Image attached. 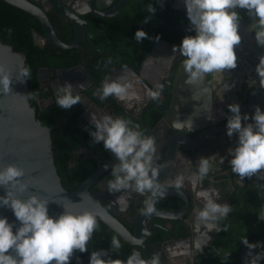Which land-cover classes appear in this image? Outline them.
I'll list each match as a JSON object with an SVG mask.
<instances>
[{
    "label": "flooded vegetation",
    "instance_id": "obj_1",
    "mask_svg": "<svg viewBox=\"0 0 264 264\" xmlns=\"http://www.w3.org/2000/svg\"><path fill=\"white\" fill-rule=\"evenodd\" d=\"M36 1L44 7L58 38L66 39L67 42L73 41L76 36L75 27L53 2ZM63 1L77 11L82 20L77 46L67 48L78 53L79 61L68 68H56L54 71L40 68L38 78L41 86L47 90L49 85L53 95H57L60 84L65 81L73 84L74 93L80 94L81 101L73 105L69 116L63 119L72 121L84 131L89 132V129L95 128L94 118L111 114L130 120L133 126L145 134L155 136V163L162 165L159 179L168 186L167 196L156 203V211L144 213L141 209L144 207L146 194L131 189L116 192L108 190L107 181L111 177V166L116 157L104 148L103 141H90L88 144L91 146L78 147L72 151L70 159L68 158V167L72 168L74 178L85 175L93 167L86 179L99 166L104 167L90 184V193L95 198H100L107 212L132 236L144 239V244L139 245L134 239L133 242H126L117 234L122 247L117 251L112 249L109 256L126 259L133 249L139 248L145 258L159 253L162 264H253L255 253H264V247L249 249L243 239L247 236L251 242L260 241L264 244V219L260 217L264 216V177L253 174L245 176L241 182L239 175L232 171V154L229 149L235 146L238 136L233 133L229 137L226 121L220 120L229 113L227 106L231 102H238L242 113H252L257 104L264 109V71H261L264 69V52L255 36L261 28L258 17L248 16L245 8L236 9L240 13L238 31L241 35V41L235 45L238 58L236 67L224 69L221 73L206 74L202 81L196 83H187V73L183 68L184 57L173 48V45H179L183 36L195 34L187 16L185 0H137L138 5L148 6L152 3L155 7V12L147 11L145 15V18L151 17L146 21L149 23L147 32L149 37L159 34V39L145 37L136 41L135 32L129 33L133 35V42L138 46L152 40L149 52L138 69L128 63L115 67L113 57L104 55L101 58L106 64L101 65L98 52L103 54L106 50H100L87 41L91 27L97 25L95 16H120L125 9L130 8L131 0L123 1L119 9L116 7L122 0ZM42 34L45 36V32ZM123 40L122 36L120 41ZM46 44L54 45L46 39L38 46L44 47ZM131 49L126 48L129 53H133L134 48ZM241 53L247 54L256 67L250 78L242 70L244 60ZM149 56L152 61L144 70L143 78L134 74L133 71H142ZM109 67L110 72L105 74ZM233 74L234 82L231 83L228 80ZM120 76L126 77L131 83V90L136 93L134 97L121 99L111 95L101 100L94 94L105 80ZM242 81L241 94L248 88L246 100L242 99L236 89ZM225 83L231 87L224 88ZM158 85L163 86L159 89L161 95L152 98L147 90H155ZM52 101V96L48 99L39 98L37 105L43 109ZM209 105L213 119L208 118L209 111L205 109ZM158 113L160 115L156 118ZM189 116L193 120L191 130H181L174 126V121L187 119ZM176 142H181L187 149ZM213 154H216V158L212 161L211 171L193 186L192 179L189 178L195 177L198 172L200 157ZM220 156L224 157L223 161ZM180 174L184 175L185 182L182 189L177 190L174 182ZM209 187L218 190L217 199L220 202H227L232 206L227 217L218 221L222 226L219 231L207 230L196 218V210L203 206V201L197 197L196 192ZM108 229L111 230L109 227ZM198 240L202 242V248L196 246ZM259 264H264V259H260Z\"/></svg>",
    "mask_w": 264,
    "mask_h": 264
},
{
    "label": "clouds",
    "instance_id": "obj_2",
    "mask_svg": "<svg viewBox=\"0 0 264 264\" xmlns=\"http://www.w3.org/2000/svg\"><path fill=\"white\" fill-rule=\"evenodd\" d=\"M186 12L195 34L182 37L179 45H173L184 57L183 68L187 73L186 82L202 81L206 74L221 73L224 69L234 68L237 64L235 45L241 41L238 31L240 13L237 8H245L248 14L258 17L260 25L264 26V0H185ZM152 3L148 5V12H155ZM147 16L145 20L150 19ZM257 42L264 44V29L257 31ZM149 37L143 28L135 31L136 41ZM150 39H159V34ZM264 71V69H261ZM29 66H22L17 79L24 81L30 78ZM12 77L0 66V91H11ZM148 89L152 98L161 95L160 88ZM224 88L231 85L225 83ZM132 85L126 77L105 80L102 87L94 94L101 100L111 95L121 99H131L136 95L131 90ZM223 98V97H221ZM81 101L78 92L74 93V86L65 81L57 88L56 103L59 107L69 109ZM230 114H227L226 132L229 137L236 133L238 136L234 147H231V167L242 182L245 176L259 174L264 177V109L257 104L252 113L241 112L238 102L228 104ZM211 115V105L205 108ZM94 129H89L93 142L103 141L105 149L115 154L116 160L111 166V177L107 181L108 190L116 192L131 189L146 194L141 209L150 214L156 211L158 200L167 196L168 186L159 179L162 165L156 164L157 141L153 135L145 134L132 125L130 120L105 114L101 118H94ZM174 126L181 130H191L192 117L177 119ZM216 154L201 156L198 172L192 179L193 186L199 179L205 177L212 169V161ZM221 161L223 156L219 157ZM108 167L107 164L104 165ZM25 175L23 167L8 163L0 168V186L5 187V194L0 195V205L12 209L16 220L0 215V264H66L70 261L74 250L88 251V241L98 227L96 215L90 210H71L63 205V211L58 215H50L48 205L51 200L30 189V185L22 178ZM183 174L175 178L174 186L177 190L184 186ZM11 185L15 191L9 190ZM28 192L24 197L18 193ZM203 201V206L196 210L197 221L207 230H221L218 223L227 217L232 210L231 204L220 202L216 188H201L196 192ZM60 203L59 201H56ZM264 219V216H260ZM136 244L143 245V237L134 238ZM243 242L249 249L264 247L260 241L251 242L244 237ZM113 251L121 249V240L113 237L111 241ZM196 246L202 248V242ZM11 249V251H9ZM79 259V257H78ZM264 259V253L256 252L253 264H259ZM88 264H162L159 253H153L151 258H145L139 248L133 249L126 259L108 255L106 249H96L90 252Z\"/></svg>",
    "mask_w": 264,
    "mask_h": 264
},
{
    "label": "water",
    "instance_id": "obj_3",
    "mask_svg": "<svg viewBox=\"0 0 264 264\" xmlns=\"http://www.w3.org/2000/svg\"><path fill=\"white\" fill-rule=\"evenodd\" d=\"M4 1L27 11L40 22L45 36L33 29L32 34L35 44L41 45V42L48 39L54 45L63 49L77 46L82 20L79 17V13L68 7L63 0L51 1L62 15H64L75 27L76 36L71 42H63L58 38L44 7H42L38 1ZM123 1L125 2L126 0H122L116 9H119L123 5ZM246 14L250 16L248 13ZM262 29H264V26L261 25L260 30ZM167 45L171 46L170 44ZM261 49L264 52V44H261ZM241 55L244 60L242 70L245 71L246 76L250 78L256 67L247 54L241 53ZM151 61V56H149L142 66V71L136 73L132 70L133 73L143 78L144 70L147 69ZM24 64L25 55L14 50L10 44L0 40V66H3L5 71L10 73L12 77L11 91H0V168L8 163H15L23 167L25 175L22 179L30 185V189L51 200L48 205L50 215L55 216L62 212L64 210L63 205L75 211L87 209L93 212L96 218L101 220L123 240L126 242H133L135 237L132 236L117 219L107 212L100 198H95L89 191L90 184L103 171L104 167L99 166L98 169L89 175L73 191H68L63 187L54 163V153L50 135L51 127L42 125L36 119V105H32L29 101L27 82L26 80L21 81L17 79L18 71ZM44 69L48 70L47 68ZM228 81L231 83L234 82V74L229 76ZM236 89L239 90L238 94L241 95L242 99L246 100L248 88L244 89L243 95L241 94L242 92H240L243 91V81L236 86ZM162 110H164V108ZM227 114H230V111L226 113L225 118L220 121L225 122ZM184 134L186 135V133ZM189 138L191 137L189 136ZM176 144L187 149L181 142H176ZM8 188L11 191H15L11 185H9ZM3 194H5V187L0 186V195ZM18 194L26 197L29 193L24 192ZM0 215H5L10 221H14V228L16 224L19 223L12 209L8 206L0 205ZM9 251H11V249ZM74 255L75 250L70 261L66 262V264H71Z\"/></svg>",
    "mask_w": 264,
    "mask_h": 264
},
{
    "label": "trees",
    "instance_id": "obj_4",
    "mask_svg": "<svg viewBox=\"0 0 264 264\" xmlns=\"http://www.w3.org/2000/svg\"><path fill=\"white\" fill-rule=\"evenodd\" d=\"M147 11V5H138L137 0H131L130 8L125 9L120 16L110 18L95 16L97 25L94 28L91 27L87 41L89 44L96 45L100 50H106L103 54L98 52L101 65L105 66L106 64V61L101 58L104 55L113 57L115 67L125 63L130 64L135 69L141 66L149 52L152 40L138 46L137 43L133 42V35L129 33H134L137 28L148 30L149 23L145 20ZM33 29L44 33L40 22L33 15L0 0V40L10 44L14 50L25 55L24 66L27 65L31 69V76L26 80L29 101L32 105H36V119L42 125L51 127L50 135L57 173L63 187L68 191H73L93 170V167L85 175L74 178L72 168L68 167V158L70 159L74 149L86 145L91 146L88 143L93 141V138L90 132L82 130L68 119H63V117L69 116L70 108L64 109L57 105L56 95H53L51 87L48 85V89L44 90L41 86L38 72L43 67L49 71H54L56 68H68L79 61V55L74 53L73 49H62L50 44H46L44 47L36 45L32 34ZM122 36L123 42L120 41ZM60 39L67 42L66 39ZM100 39L101 41H99ZM126 48H134L133 53H129ZM110 69L111 67L107 69L105 74H108ZM50 96H52L53 101L45 108L40 109L37 100L39 98L48 99ZM159 115L158 113L156 118ZM97 223L98 227L88 241V251L81 252L76 249L71 264H88L90 252L96 249H106L110 255L112 238L114 236L119 238V236L113 230H109L98 218ZM123 254H127V252H123Z\"/></svg>",
    "mask_w": 264,
    "mask_h": 264
}]
</instances>
